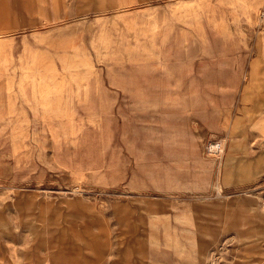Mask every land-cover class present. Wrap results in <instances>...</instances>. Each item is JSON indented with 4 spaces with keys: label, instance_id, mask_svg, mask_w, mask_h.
<instances>
[{
    "label": "rangeland",
    "instance_id": "obj_1",
    "mask_svg": "<svg viewBox=\"0 0 264 264\" xmlns=\"http://www.w3.org/2000/svg\"><path fill=\"white\" fill-rule=\"evenodd\" d=\"M0 264H264V0H0Z\"/></svg>",
    "mask_w": 264,
    "mask_h": 264
},
{
    "label": "bare ground",
    "instance_id": "obj_2",
    "mask_svg": "<svg viewBox=\"0 0 264 264\" xmlns=\"http://www.w3.org/2000/svg\"><path fill=\"white\" fill-rule=\"evenodd\" d=\"M211 146H212V148H214L215 147V144L213 143V144H211Z\"/></svg>",
    "mask_w": 264,
    "mask_h": 264
}]
</instances>
